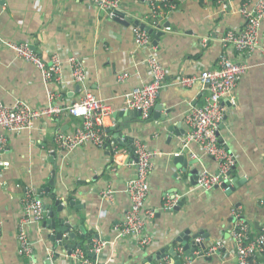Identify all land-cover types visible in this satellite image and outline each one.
I'll return each mask as SVG.
<instances>
[{
  "label": "crops",
  "instance_id": "0c3cea01",
  "mask_svg": "<svg viewBox=\"0 0 264 264\" xmlns=\"http://www.w3.org/2000/svg\"><path fill=\"white\" fill-rule=\"evenodd\" d=\"M178 1L174 11L157 18L150 16L146 0H123L121 3L120 12L133 22L146 19L151 26L162 18L158 29L162 34L153 51L148 47L135 49L132 24L125 25L110 18L106 11L85 0H0V100L11 104L20 99L34 109H41L46 105L64 107L79 97L77 84L69 83L64 88L55 83L45 85L35 66L16 57L5 43L26 41L31 47L34 45V50L45 60L57 54L66 78H69L68 57L75 56L83 61L87 88L111 106L112 112L104 118L110 130L117 123L115 114L124 109L126 93L141 82L150 81L144 59L152 53L158 56L167 72V83L157 101L161 106L159 113L169 111L168 123H181L189 104L200 105L203 97L198 84L183 87L175 79L218 67V57L223 50L221 37L228 29L242 27L239 8L254 0H227L225 10L212 0ZM165 22L169 24L168 29L163 26ZM261 29L264 30V21ZM205 39L206 46H202ZM230 56L247 67L234 91L235 104L224 102L225 116L219 131L220 138L235 158L231 175L237 184L231 192L220 188L195 189L196 180L189 169L204 167L215 173L217 162L201 152L197 145L181 148L183 134L169 132L167 124L160 119L151 120L153 111L146 120L140 115L133 118L131 123L125 124L123 134L133 135L134 140H140L157 153L146 199V206L155 209L147 226L152 243L143 249L133 239H120L106 246L99 256L101 261L141 264L150 255L166 249L175 237L188 229L190 235L201 236L206 245L223 241L214 259L207 261L196 257L191 264H237L230 237L231 208H240L242 215L252 223L254 232L264 220V66L257 52L230 51ZM124 72L130 77L118 81V75ZM49 90L54 93L52 98ZM77 124L76 117L63 112L57 117H39L30 130L5 133L7 148L0 151V160L8 161L9 165H0V219L3 224L0 264H25V259L17 253L15 238L20 198L27 185L36 190L47 187L55 168V185L50 191L55 188L57 199H75L84 205L65 207L66 218L76 225L73 228L76 236L69 243H80L81 247L89 245L88 239L95 234L110 240L112 226L123 218L129 205L125 184L135 175V160L127 145L118 144L120 152L115 157L108 146L87 144L68 155L56 152L54 161L49 160L53 134L72 131ZM181 128L185 129L182 123ZM176 152L192 162L194 157L198 160L185 171L175 162ZM108 183L116 190L112 203L101 199L100 192ZM168 198L179 199L178 210L163 208ZM43 200L54 206L47 196ZM102 209L106 210L105 216L100 213ZM79 226H83L84 232ZM89 231H92L91 236L86 235ZM50 232L43 222L30 232L35 241L37 264H76L62 247L53 245L47 236ZM172 245L176 249L181 244ZM52 249L59 255L47 261ZM179 260L184 264L185 254Z\"/></svg>",
  "mask_w": 264,
  "mask_h": 264
},
{
  "label": "built area",
  "instance_id": "2783aa9c",
  "mask_svg": "<svg viewBox=\"0 0 264 264\" xmlns=\"http://www.w3.org/2000/svg\"><path fill=\"white\" fill-rule=\"evenodd\" d=\"M92 3L95 7L106 11L110 18H114L120 11L123 0H85ZM150 7V16L157 18L165 16L174 11L178 6V0H146ZM227 0H215L222 10H225ZM166 2L167 8L161 9L160 3ZM239 13L243 18V25L238 29H228L221 37L222 52L219 54L218 67L204 69L196 75H182L175 81L183 86L198 84L203 102L200 105L189 104L184 110L181 123L185 127V132L180 140L181 148L197 145L201 152L213 158L218 164V171L213 173L201 167L198 170L195 189L207 191L213 188H220L228 192L234 184L232 183V170L234 169L235 158L225 146L220 138V124L225 114L224 99L227 98L231 105L235 104L234 91L246 72L245 63L234 61L230 56V51H237L239 54L247 52H257L260 55L261 65L264 66V0H254L243 3L239 8ZM127 19L132 24L133 44L135 49L148 47L156 51L153 44V37L143 25H148L146 19L133 22L123 14L120 19ZM162 18L153 22L149 27L153 30L160 28ZM166 29L169 26L165 27ZM16 57L32 63L39 71L45 85L55 83L61 88L67 84H79V97L71 101L64 107L59 105H46L41 109H34L23 100L16 99L11 104L3 103L0 100V151L6 150L8 133H18L23 130L34 128V123L41 116L57 117L63 112L76 117L78 124L72 131H59L53 134V148L49 154L62 152L64 155L74 152L81 146L92 144L102 147L108 144V150L112 156H117L120 152L118 143L113 139L108 128L104 123V118L111 112V106L104 100L97 97L86 86V72L83 62L71 56L67 59L69 68V78H66L62 70V61L57 54L50 57L46 62L28 42H7ZM154 45V46H153ZM202 46H206V39L202 41ZM150 74V81L141 82L134 86L125 95L124 109L139 110L140 117L148 119L157 104L162 89L167 83V72L155 54L147 55L144 59ZM130 74L124 72L118 75V81L128 79ZM52 98L54 93L49 90ZM127 152L126 150H123ZM132 154L135 156V175L129 178L125 184V193L129 199V205L123 218L115 223L112 228L110 240L103 237H92L87 249L81 246L75 247L69 254L76 264H106L99 259L106 246L114 244L120 239H133L137 246L145 249L152 243V237L147 233L149 220L155 215V209L146 206V199L149 193V176L153 170L154 159L157 156L155 151L149 150L140 140L132 142ZM176 152L173 156L180 155ZM194 156V155H193ZM194 160L197 161L196 157ZM0 165L8 166V161L0 160ZM116 190L112 183H108L101 190V199L109 203L113 202ZM178 198H168L163 204V208L170 209L178 201ZM44 200L32 187L25 186L22 197L20 198V214L16 223V243L17 253L25 259V264H37L34 255V244L30 237L32 228L43 221L46 212L43 209ZM102 216L106 215V210L100 211ZM230 237L232 240L234 254L237 264H264V220L259 224L258 230L254 232L252 223L242 215L239 207H232ZM0 219V236L2 229ZM204 242L205 247L199 245ZM191 246L190 254H186L182 245H178L175 250L179 258L185 254L186 262L191 264V260L203 256L219 255L223 247L222 240H216L206 245L201 236L194 238V247ZM160 251V250H159ZM93 253L95 257L89 255ZM55 254V250L49 251L47 259ZM155 254V253H154ZM194 256L193 258L191 257ZM169 256V257H167ZM180 261V260H179ZM154 264H173L171 255L166 254L159 259H154Z\"/></svg>",
  "mask_w": 264,
  "mask_h": 264
},
{
  "label": "water",
  "instance_id": "95a60500",
  "mask_svg": "<svg viewBox=\"0 0 264 264\" xmlns=\"http://www.w3.org/2000/svg\"><path fill=\"white\" fill-rule=\"evenodd\" d=\"M122 13L120 11L117 12V15L114 17V19L122 24H131L129 20L126 18L121 20L120 16ZM135 22V21H134ZM148 32L152 35L153 44L157 45L158 37L162 34L160 30H153V28L149 27L148 25H143ZM164 27L169 26L167 22L163 24ZM32 48L35 49V46L32 45ZM78 89L79 86H76ZM224 102L226 104L229 103L228 99H225ZM161 109V106L157 103L153 109V116L151 117V120L153 119H160L163 124H167V130L169 132H174L176 135H182L185 132V129L181 128V123L179 122H170L168 123V120L170 118L169 111H167L165 114H160L159 111ZM168 113V114H167ZM115 115L118 116L117 123L110 127V130L112 131V137L115 139V141L118 144H125L129 147L130 151H132V142H133V135H124L123 129L125 127V124L131 123V120L134 118L136 119L137 116L140 115V112L138 110H119ZM108 144L105 145L107 147ZM132 158L135 160V156L131 154ZM175 162H177L178 168H182L183 170H188L189 166L193 163L191 160H189L186 156L183 154L175 156ZM50 161H54V153H52L49 156ZM190 174L193 175V179L196 180L198 169L194 167L193 169H189ZM55 174H56V168L51 171V177L48 181V186L45 188L40 189L43 194L42 197L47 196L50 200H53V205H51L50 202H45L43 205V209L46 211V218L43 222V226L46 228H50V233L47 234L50 241L53 243L55 247H62L64 251H66L68 254L71 253V250L75 247L81 246L80 243H69L70 239H74L76 236L75 231L73 228H75L76 225H74L71 222V219L66 218V214L64 213L66 205L69 207H76L80 208L84 205L81 204L79 200H64V199H57L56 198V190L55 188H52L50 191V188L55 185ZM236 179H232V183L234 186L237 184ZM234 188V187H232ZM232 190V189H231ZM228 191V192H231ZM66 199V198H65ZM181 202H177L172 208L167 209L169 211H175L179 209V205ZM80 230L84 232L83 226H79ZM95 237H98V234L94 235ZM197 236L190 235V231L187 229L184 232L180 233L177 237H175L174 241L165 249H161L160 251H157L155 254L150 255L147 257V259L142 262L141 264H154V259H159L160 257L165 256L166 254H169L173 258V264H180V261L178 257L175 254L174 246L172 244L180 243L183 246V249L185 250L186 254H190L191 252V246L194 247V238ZM91 241V238L88 239V242ZM201 248L205 247L204 242H201L199 244ZM59 255V252L55 251V254L53 255L52 259H55ZM92 257H95L93 253H89ZM193 258L194 256L191 255ZM200 257H203L205 260L210 261L213 259L212 256H203V253H200ZM49 261V260H47Z\"/></svg>",
  "mask_w": 264,
  "mask_h": 264
},
{
  "label": "trees",
  "instance_id": "16d2710c",
  "mask_svg": "<svg viewBox=\"0 0 264 264\" xmlns=\"http://www.w3.org/2000/svg\"><path fill=\"white\" fill-rule=\"evenodd\" d=\"M204 1V0H201V2ZM212 1H215V0H212ZM160 7L164 10L167 8V3L166 2H162L160 3ZM110 134L112 135V131L109 130ZM112 155V153H110ZM115 157V156H114ZM87 236H91L92 235V231H89L86 233ZM82 248H84L85 250L87 249V245L86 246H83Z\"/></svg>",
  "mask_w": 264,
  "mask_h": 264
},
{
  "label": "bare ground",
  "instance_id": "6f19581e",
  "mask_svg": "<svg viewBox=\"0 0 264 264\" xmlns=\"http://www.w3.org/2000/svg\"><path fill=\"white\" fill-rule=\"evenodd\" d=\"M32 48V47H31ZM39 54V53H38ZM40 55V54H39ZM53 55V54H52ZM16 56V55H15ZM41 56V55H40ZM42 57V56H41ZM50 57H51V55H50ZM50 57H49V59L48 60H45L43 57V59L46 61V62H49L50 61ZM75 57V56H74ZM69 58V57H68ZM77 58V57H76ZM219 59V58H218ZM24 60V59H23ZM79 60H81V59H79ZM82 61V60H81ZM83 62V61H82ZM217 63H218V61H217ZM68 65V64H67ZM84 65V64H83ZM84 69H85V67H84ZM85 72H86V70H85ZM87 76V75H86ZM77 85H79V84H77ZM79 89H80V85H79ZM225 99H227V98H225ZM224 99V100H225ZM224 116H225V114H224ZM223 119H224V117H223ZM223 122V121H222ZM222 124V123H221ZM221 124H220V126H221Z\"/></svg>",
  "mask_w": 264,
  "mask_h": 264
},
{
  "label": "rangeland",
  "instance_id": "374dc122",
  "mask_svg": "<svg viewBox=\"0 0 264 264\" xmlns=\"http://www.w3.org/2000/svg\"><path fill=\"white\" fill-rule=\"evenodd\" d=\"M34 189V188H33ZM37 193H39L40 194V196L43 194V192L40 190V189H38V190H36V189H34ZM42 197V196H41ZM42 198H44V197H42ZM46 212V211H45ZM46 218V217H45ZM45 220V219H44ZM44 220L43 221H41L40 223H42V222H44ZM21 257V256H20ZM23 258V257H22Z\"/></svg>",
  "mask_w": 264,
  "mask_h": 264
}]
</instances>
